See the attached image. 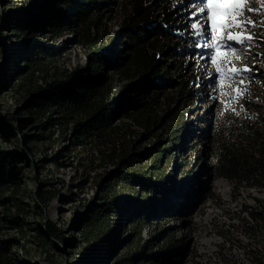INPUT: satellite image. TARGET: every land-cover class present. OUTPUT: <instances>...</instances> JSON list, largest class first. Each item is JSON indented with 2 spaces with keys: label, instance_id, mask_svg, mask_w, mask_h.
<instances>
[{
  "label": "rangeland",
  "instance_id": "1",
  "mask_svg": "<svg viewBox=\"0 0 264 264\" xmlns=\"http://www.w3.org/2000/svg\"><path fill=\"white\" fill-rule=\"evenodd\" d=\"M78 1L87 4V0ZM89 1H92L89 6L108 2L100 14L92 11L91 15L104 43L102 53L112 58L124 51L127 36L122 20L130 0ZM155 1L157 13L163 2L171 4L172 26L168 27L158 14L153 26L147 27L150 34L144 30L138 34L141 37L149 34L150 41L158 38L153 49L155 59L168 72L159 86L162 91L157 107L159 122L146 133L133 119L124 118L123 131L127 137L140 139L142 149L163 139L164 128L180 123L183 140L167 155L166 163L173 192L158 204L153 224H146L142 229V241L130 232V220L124 219L133 212L136 202L145 204V201L139 200L140 194L127 193L133 206L121 216L116 231L110 236V245L92 254L82 238L81 225L90 214L92 204L98 201L96 181L99 176L106 178L105 173L113 166L91 169L85 162L87 151L67 140L70 125L59 113L52 115L55 121L46 127L41 128L36 120L29 121L36 116L32 105L42 88L57 78H77L81 75L77 70L87 67L85 48L76 33L66 31L54 38L47 24L49 13L53 12L67 16L62 24L69 28L68 17L73 9L65 0H0V117L3 119L0 120V151L9 160V174L18 182L16 197L28 211L23 238H19L15 229H4L0 236L19 238V245L13 251L23 264H112L116 255L135 254L141 260L145 255L161 251L176 254L168 264H264V225L256 223L247 213L262 212L264 216V173L256 179L260 185H250L249 180L239 186L220 177L217 168L226 150L238 154L255 150V133L264 131V83L245 85L250 90L249 102L243 98L240 101L245 111L241 110L240 103H233L239 116L218 98L219 87L210 97L208 85L215 80H210L206 71L193 63L190 37L185 32L190 0L176 7L173 0ZM249 15L261 17L260 12ZM216 31L214 28V35ZM260 31L253 29V32ZM36 45L58 48L60 56L47 60V69L35 72L32 77L21 72L26 65L25 55ZM251 45L254 58H249L248 66L252 71L242 75L264 82V40H253ZM223 55V50H217L213 59L218 62ZM201 63L206 69L214 68L206 61ZM94 77L103 80L114 95L124 85L134 83L133 78H121L110 62L94 72ZM135 96L128 94V101ZM44 198L49 200L42 204ZM3 212L0 206V216ZM46 224L54 226L58 237L48 234ZM36 229L42 231L43 238H39ZM142 246L146 248L141 252ZM149 246H152L150 250Z\"/></svg>",
  "mask_w": 264,
  "mask_h": 264
},
{
  "label": "trees",
  "instance_id": "2",
  "mask_svg": "<svg viewBox=\"0 0 264 264\" xmlns=\"http://www.w3.org/2000/svg\"><path fill=\"white\" fill-rule=\"evenodd\" d=\"M92 1L65 0L72 7L73 12L68 17L69 28L64 27L62 19L67 16L49 13L47 24L51 27L53 37L62 36L66 31L76 33L81 45L85 48L88 64L85 70H77V78H57L48 83L37 94L33 107L36 116L29 121L46 127L54 123L53 114L61 115L68 124V139L73 145H78L82 151H87L85 162L93 167L113 168L107 176H99L96 186L99 188L98 201L94 202L90 214L83 220L81 235L92 254L104 250L110 245L111 234L116 231L121 216L128 207L133 206V200L127 193L140 194L139 200L145 204H138L133 212L124 221L130 220V232L142 241V229L146 224H153V215L158 204L165 201L169 192H173L171 179L166 170L167 155L183 140V130L180 123L169 125L163 130V139L158 140L152 147L142 148L140 139L127 137L123 128L126 125L124 118H131L136 124L143 126L146 133L159 122L157 107L159 104V86L168 76L159 62L155 59L154 47L156 40L150 41L147 27H152L154 18L160 19L168 26H172L171 4L163 2L159 5L160 12H156L155 0H130L129 9L123 18L122 27L126 31L124 51L118 52L110 58L102 53L104 43L99 36V27L93 20L92 11L101 13V8L108 2L89 6ZM98 15V14H96ZM96 28V30H95ZM144 30L149 34L141 37L138 33ZM60 53L58 48L36 45L25 55V68L22 74L35 76V72H43L48 67L47 60H53ZM110 62L111 67L118 72L121 78H133L134 83L124 85L122 91L114 92L108 89L103 80L94 77V72L104 69ZM90 73V77L82 76ZM157 80V81H156ZM156 81V82H155ZM107 85V86H106ZM151 88L155 91H151ZM128 94H136L134 99L128 101ZM132 110V112H130ZM46 119V120H44ZM0 120H3L0 117ZM52 120V121H51ZM119 120L122 123H116ZM255 150L250 154L226 150L223 160L217 165L219 176L227 179L234 185L242 182L250 185H260L256 182L259 175L264 173V131H257ZM167 157V159H166ZM6 165H3L4 162ZM98 161L96 165L94 163ZM9 163L4 151H0V206L4 208L0 216V233L4 229L18 231L20 237L25 236L28 216L27 207L16 197L18 182L13 174H9ZM104 174V175H105ZM11 190V191H10ZM10 191L9 195L6 192ZM142 196V197H141ZM49 198L42 199V204ZM249 216L264 225L263 213ZM50 236L58 237L54 226H45ZM39 238H43L42 231L37 230ZM19 238L12 236L2 239L0 236V264H23L13 251L19 245ZM173 237L169 241H172ZM145 243V240H144ZM169 244V243H167ZM142 246L141 252L145 251ZM152 246H149V250ZM169 248V247H167ZM174 248V247H170ZM169 251L145 255L143 259L135 254L116 255L112 264H168L171 256ZM264 258V251H263ZM140 260V261H139Z\"/></svg>",
  "mask_w": 264,
  "mask_h": 264
},
{
  "label": "snow or ice",
  "instance_id": "3",
  "mask_svg": "<svg viewBox=\"0 0 264 264\" xmlns=\"http://www.w3.org/2000/svg\"><path fill=\"white\" fill-rule=\"evenodd\" d=\"M178 3L184 4L185 0H173V7ZM255 5H260V8ZM262 9L264 0H190L187 3L185 32L190 37L189 48L193 49L191 59L199 69L206 71L210 80H215L214 84L208 85L210 97L219 87L218 98L233 112H236L233 103H240L242 98L249 102L250 90L246 84L264 83L242 75L252 71L248 66L249 58H254L251 41L264 40ZM253 12H260V19L249 15ZM214 28L217 30L215 35ZM220 29L223 31H218ZM253 29L262 31L253 32ZM217 50L224 51L218 62L213 59ZM201 61L213 64L214 68L206 69ZM240 108L245 111L243 103H240ZM239 114L236 112L237 116Z\"/></svg>",
  "mask_w": 264,
  "mask_h": 264
}]
</instances>
